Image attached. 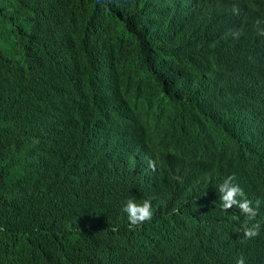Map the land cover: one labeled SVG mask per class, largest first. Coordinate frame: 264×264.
I'll return each mask as SVG.
<instances>
[{
	"label": "trees",
	"instance_id": "trees-1",
	"mask_svg": "<svg viewBox=\"0 0 264 264\" xmlns=\"http://www.w3.org/2000/svg\"><path fill=\"white\" fill-rule=\"evenodd\" d=\"M262 32L264 0H0V264H257L241 219L204 228L197 190L143 186L116 140L144 109L175 166L247 136L263 169Z\"/></svg>",
	"mask_w": 264,
	"mask_h": 264
},
{
	"label": "clouds",
	"instance_id": "clouds-1",
	"mask_svg": "<svg viewBox=\"0 0 264 264\" xmlns=\"http://www.w3.org/2000/svg\"><path fill=\"white\" fill-rule=\"evenodd\" d=\"M226 19L239 9L232 1L225 5ZM261 34H264L262 32ZM235 37L239 33L234 32ZM120 137L117 138L119 155L125 156L134 152L143 169V186L153 185L155 190L166 192L168 189L182 188L191 185L203 199L204 214L199 218L203 227L208 222L216 225L233 215L242 220L238 232L242 238L252 239L258 251V263L264 264V168H256L253 157L257 143L251 137H245L241 151L235 156H224L212 152L193 169L175 166L159 150L154 138L157 126L146 110H136L121 123ZM172 152V150H171ZM142 191L128 199L123 210L128 215L130 226H139L150 221L153 216L150 196L153 191ZM138 202V203H137ZM181 204H177L176 209ZM236 264H246L244 257L237 259Z\"/></svg>",
	"mask_w": 264,
	"mask_h": 264
},
{
	"label": "bare ground",
	"instance_id": "bare-ground-1",
	"mask_svg": "<svg viewBox=\"0 0 264 264\" xmlns=\"http://www.w3.org/2000/svg\"><path fill=\"white\" fill-rule=\"evenodd\" d=\"M227 29H228V28H227ZM156 135H158V134H156ZM156 135H155V136H156ZM163 135H164V134H163ZM168 144H169V143H168ZM173 150H174V149H173ZM182 151H183V150H182ZM176 155H177V154H176Z\"/></svg>",
	"mask_w": 264,
	"mask_h": 264
}]
</instances>
